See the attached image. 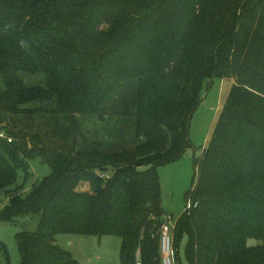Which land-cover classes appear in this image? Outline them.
<instances>
[{
	"label": "trees",
	"instance_id": "obj_1",
	"mask_svg": "<svg viewBox=\"0 0 264 264\" xmlns=\"http://www.w3.org/2000/svg\"><path fill=\"white\" fill-rule=\"evenodd\" d=\"M216 79L232 87L195 162L198 207L175 225L176 263L186 238L187 264H264V0H0V226L38 217L16 235L21 264H79L61 234L116 236L121 264H162L158 169L190 147ZM41 113L59 144L33 131ZM107 114L129 119L132 144L73 141L82 118ZM33 160L51 175L25 194Z\"/></svg>",
	"mask_w": 264,
	"mask_h": 264
},
{
	"label": "rangeland",
	"instance_id": "obj_2",
	"mask_svg": "<svg viewBox=\"0 0 264 264\" xmlns=\"http://www.w3.org/2000/svg\"><path fill=\"white\" fill-rule=\"evenodd\" d=\"M27 80H29L30 85H37L41 83L43 77L40 75L27 76ZM231 87L232 82L230 80L216 79L210 83V86L204 90L201 103L190 121V147L180 160L158 169L162 205L166 215H172L175 222L178 221L187 208L189 194L193 189L195 178V162L201 158L204 149L213 136L215 126ZM31 107L36 108L39 105ZM32 119L34 121L33 131H37L40 126L41 132L43 131L41 134L43 139L50 144L53 140L52 136H46L45 131L47 125L52 119L54 120L53 115L45 113L34 114ZM11 121H15L14 118ZM38 123L42 124L37 125ZM60 123V126H68L70 119H62ZM9 125L7 124V127ZM80 125L81 131L78 134V138L75 135L72 136V139L75 137L73 141H78L79 147L83 146L85 141L87 143L99 141L117 144H132L134 142V135L130 130L128 118L111 114H107L102 118L86 117L82 118ZM47 131L49 130L47 129ZM28 143L29 145L32 144V142ZM52 143L59 144V141L57 140ZM50 175L51 168L49 165L42 163L40 160H33L30 162V176L28 180L25 182V175L21 171L19 173L18 184H24V193L28 194L34 184ZM87 188V186L82 187L83 190ZM4 205V196L0 193V208ZM37 228L38 217L35 216L22 218L15 224H3L0 226V241L7 247L11 264H21L16 235L23 231L36 232ZM55 242L78 261L79 264H121L120 250L122 240L119 237L61 234L55 237ZM186 243V238H183L179 248L182 264H187L184 257ZM248 245L253 247L256 245V241L250 239Z\"/></svg>",
	"mask_w": 264,
	"mask_h": 264
},
{
	"label": "built area",
	"instance_id": "obj_3",
	"mask_svg": "<svg viewBox=\"0 0 264 264\" xmlns=\"http://www.w3.org/2000/svg\"><path fill=\"white\" fill-rule=\"evenodd\" d=\"M100 178L108 180V175H100ZM198 207V203L192 200L188 201L185 212H190ZM177 222L174 221L172 215H165L160 230V253L162 264H177L176 263V250L174 247V228ZM137 264H141L140 261Z\"/></svg>",
	"mask_w": 264,
	"mask_h": 264
},
{
	"label": "water",
	"instance_id": "obj_4",
	"mask_svg": "<svg viewBox=\"0 0 264 264\" xmlns=\"http://www.w3.org/2000/svg\"><path fill=\"white\" fill-rule=\"evenodd\" d=\"M75 137H73V139H74Z\"/></svg>",
	"mask_w": 264,
	"mask_h": 264
},
{
	"label": "crops",
	"instance_id": "obj_5",
	"mask_svg": "<svg viewBox=\"0 0 264 264\" xmlns=\"http://www.w3.org/2000/svg\"><path fill=\"white\" fill-rule=\"evenodd\" d=\"M164 209V208H163ZM165 212V211H164Z\"/></svg>",
	"mask_w": 264,
	"mask_h": 264
}]
</instances>
